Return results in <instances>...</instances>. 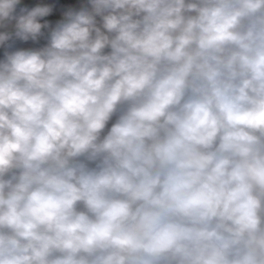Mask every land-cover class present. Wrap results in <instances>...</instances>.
<instances>
[{
	"label": "clouds",
	"instance_id": "obj_1",
	"mask_svg": "<svg viewBox=\"0 0 264 264\" xmlns=\"http://www.w3.org/2000/svg\"><path fill=\"white\" fill-rule=\"evenodd\" d=\"M0 264H264V0H0Z\"/></svg>",
	"mask_w": 264,
	"mask_h": 264
}]
</instances>
